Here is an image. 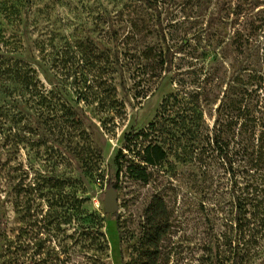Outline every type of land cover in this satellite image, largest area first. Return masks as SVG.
<instances>
[{
  "label": "rangeland",
  "instance_id": "rangeland-1",
  "mask_svg": "<svg viewBox=\"0 0 264 264\" xmlns=\"http://www.w3.org/2000/svg\"><path fill=\"white\" fill-rule=\"evenodd\" d=\"M0 29L39 88L0 87V264H135L154 198L158 264H264V0H0ZM119 150L162 159L106 214Z\"/></svg>",
  "mask_w": 264,
  "mask_h": 264
},
{
  "label": "trees",
  "instance_id": "trees-1",
  "mask_svg": "<svg viewBox=\"0 0 264 264\" xmlns=\"http://www.w3.org/2000/svg\"><path fill=\"white\" fill-rule=\"evenodd\" d=\"M9 43V40H6V38L3 36L2 29H0V47H9ZM6 81L18 83V85L21 86L22 91L32 92L34 95L39 92L37 84L38 81H36L32 68L29 67L26 63L11 61L9 64H6L0 60V87L8 86L6 84ZM190 103V100H186L183 97L180 98L177 95H171L163 101L161 108L163 111L174 109L175 107H177L178 109L192 108V106H190ZM200 116V114L194 112L193 114H189L185 120L192 122L195 119H198ZM154 125L155 124L152 123L153 128L151 127V129H154ZM126 137H128V135ZM135 139L129 138L127 140L128 149H131L130 144L136 143L134 142ZM258 140H261L262 142V144L260 145V149L262 150L264 148L263 138L259 137ZM149 147H145V149L147 150ZM156 148L157 145H154V150ZM159 159L161 160L162 158L159 157L158 160ZM137 160L138 162H136V159L127 158V155L123 153L122 150H119L115 158L118 172L116 174L115 181H112V179H110L108 180V184L114 186L117 190L120 189V167L122 166V163L124 161H128L131 165H135L137 168L145 167L142 165V163L145 165H149L158 162V160L152 158L150 154H144L140 159ZM169 219L170 213L165 201L162 198H154L151 201L146 212V219L143 227V236L139 241L138 255L135 260V264H158L161 243L166 235L170 232Z\"/></svg>",
  "mask_w": 264,
  "mask_h": 264
},
{
  "label": "water",
  "instance_id": "water-1",
  "mask_svg": "<svg viewBox=\"0 0 264 264\" xmlns=\"http://www.w3.org/2000/svg\"><path fill=\"white\" fill-rule=\"evenodd\" d=\"M104 208L106 214H111L119 210V191L114 187L110 186L105 194Z\"/></svg>",
  "mask_w": 264,
  "mask_h": 264
}]
</instances>
